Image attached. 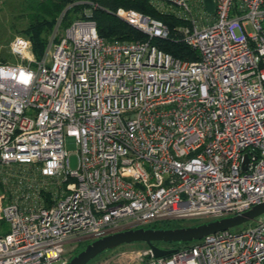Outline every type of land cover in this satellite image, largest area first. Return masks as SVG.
<instances>
[{
	"label": "built area",
	"instance_id": "1",
	"mask_svg": "<svg viewBox=\"0 0 264 264\" xmlns=\"http://www.w3.org/2000/svg\"><path fill=\"white\" fill-rule=\"evenodd\" d=\"M212 1L209 12L204 0H152L184 20L194 60L149 42L169 37L161 20L122 8L147 40H107L85 11L63 32L57 22L40 58L24 35L12 37L11 61L0 46V264H65L80 240L264 202V0ZM172 248L120 256L264 264V214Z\"/></svg>",
	"mask_w": 264,
	"mask_h": 264
},
{
	"label": "trees",
	"instance_id": "2",
	"mask_svg": "<svg viewBox=\"0 0 264 264\" xmlns=\"http://www.w3.org/2000/svg\"><path fill=\"white\" fill-rule=\"evenodd\" d=\"M21 5L27 24L20 32L30 39L36 58L43 55L57 22H59V27L64 29L73 19L84 16L86 9L96 24L99 36L107 40H147L148 37L145 34L115 14L119 7L138 10L167 25L169 37L166 39L152 38L149 40L150 43L176 58L188 60L196 58V52L182 41L181 34L177 30L178 26L185 24L184 20L170 12L157 10L148 0H21ZM262 27L264 29V21ZM150 228L170 227L168 223H165L162 226H151ZM171 245L174 247L178 244Z\"/></svg>",
	"mask_w": 264,
	"mask_h": 264
},
{
	"label": "water",
	"instance_id": "3",
	"mask_svg": "<svg viewBox=\"0 0 264 264\" xmlns=\"http://www.w3.org/2000/svg\"><path fill=\"white\" fill-rule=\"evenodd\" d=\"M204 4L209 12L213 11L214 4L212 0H204ZM262 214H264V202L254 205L247 211L234 216L201 222L194 225L171 228L138 227L124 229L89 242L65 264H87L104 251L113 250L124 244L136 242L145 243L151 249L154 257L167 256L173 253L175 248H161L155 243L181 244L192 242L202 239L209 234L227 230L252 221Z\"/></svg>",
	"mask_w": 264,
	"mask_h": 264
},
{
	"label": "rangeland",
	"instance_id": "4",
	"mask_svg": "<svg viewBox=\"0 0 264 264\" xmlns=\"http://www.w3.org/2000/svg\"><path fill=\"white\" fill-rule=\"evenodd\" d=\"M149 3L152 6H155L157 10H164V7L162 8L161 5H158L155 3V5L152 3V0H148ZM122 9H126L123 7H119ZM87 11V9H86ZM138 11V10H137ZM23 9L21 5V0H0V46L2 47V56L3 59L6 61H11V57L8 53L9 44L11 42V39L14 35L21 34L20 30L24 29V27L27 24V20L24 17ZM245 30L249 33L251 32L250 26H246ZM58 32H63V28L60 26ZM234 32L237 36L241 35V29L239 27L234 28ZM24 35V34H23ZM25 36V35H24ZM138 40V39H135ZM65 148L68 152V165L71 169H76L78 165V154H77V147L74 141L67 140L65 142ZM0 193H6L5 189L0 185ZM203 221H188L184 219H178V220H170L165 222H159V223H153L150 226H145L144 228H150L151 226H162L165 223L169 224V227H177L180 225H191V224H198ZM250 222V221H249ZM249 222H246L244 224H240L238 226H235L233 228H230L232 231H238L242 227L249 224ZM4 229H6V224L3 223ZM89 242V240H80L76 242L77 246L74 248H70V244L67 245L69 247V251L67 252L68 256H71L78 253L80 250H82ZM157 246L161 248H171L173 245L171 244H164L159 243ZM137 251L140 253L146 252L147 245L142 242H136L132 244H124L122 246H119L113 250H107L99 254L96 258L88 262L87 264H127L129 259L128 258H122L120 256L121 251Z\"/></svg>",
	"mask_w": 264,
	"mask_h": 264
}]
</instances>
